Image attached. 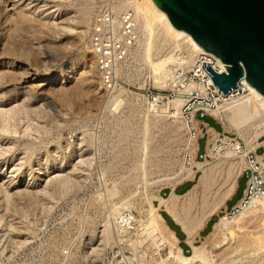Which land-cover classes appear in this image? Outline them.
<instances>
[{
	"label": "rangeland",
	"instance_id": "1",
	"mask_svg": "<svg viewBox=\"0 0 264 264\" xmlns=\"http://www.w3.org/2000/svg\"><path fill=\"white\" fill-rule=\"evenodd\" d=\"M105 1L0 0V53L5 55L1 58L9 55L6 53L13 54L8 50L5 35L6 29L12 28L10 13L13 11H22L39 19L45 32L43 35L34 36L36 50L32 49L29 55L18 56L15 62L6 64L7 67L1 63L7 59L0 60V113H17L10 121L16 124V131L0 130V264L21 262L23 264H122L120 257H112L113 245L104 246L96 262H90L83 256L86 251L99 243L89 245L101 234L103 218L110 212L109 202L126 197L135 199L134 208H130L131 214L139 218V212L144 207L140 202L146 205V195L159 193L166 197L170 193L171 185L163 178L172 176L171 172L177 169L179 162L190 166L188 151H184L186 138L184 124L174 130L170 125L173 118L162 116L156 118L159 119L158 125L151 129L154 136L152 143L163 150L160 154L161 159L171 163L176 158V163L155 170L149 175L147 183L140 179L137 185H130L133 197L119 183L122 178L132 174V166L137 160L134 151L142 138L143 120L147 115V102L151 100L150 96L171 88L154 84L150 77L152 70L146 61L148 59L131 58L132 66L128 67V78L119 74L125 81V84L120 86L127 89L130 97L120 104L115 118L112 119L111 113L107 111L100 119L108 92L98 85L100 77L89 48L88 34L91 21ZM174 52L179 54L178 49ZM158 55L152 53L151 58ZM82 66L90 70L89 74L95 89L82 101L77 100L73 105H66L63 98L49 87L55 89L64 85L70 87L69 81L73 77H69L72 74L70 71L79 70ZM189 68L190 66L187 69ZM176 97L183 99L177 108L181 114L186 101L183 97ZM84 101L88 103V107L82 108ZM203 113L204 115H200L199 112L194 118L195 124L203 126L200 125L199 129H203L204 136L198 140V150L195 153L193 151V160L215 165L222 174L217 182H220L217 184L219 186L228 164L227 162L217 164L218 160L206 153V141L213 136L209 128L217 131L222 138L229 137L232 142L240 140L247 149H250V145L235 125L209 112ZM180 116L182 117V114ZM180 120L184 122L183 117ZM202 121L207 125L204 126ZM125 122L130 123L135 129L123 142L126 152L117 156L114 161L115 167L107 177V183L114 180L118 185V193L110 197L111 201L100 195L103 193V186L99 182L98 165L110 162L118 153L116 140L124 129ZM263 139L264 136L261 135L259 140ZM261 150L259 148L257 152ZM195 170L194 179L175 184L173 188L175 193L182 194L197 183L201 171L196 167ZM65 174L73 184L71 189L66 192L60 190L55 192L51 188L52 181ZM246 179V174L239 175L233 195L219 205L202 228L198 229V234L193 240L195 245H201L213 224L219 221L218 218L226 215L228 210L224 211L225 204L231 207L239 200ZM26 193L33 197L32 204L34 200L38 202L35 211L26 212V218L5 209L4 199L7 196L16 200L19 207L30 209L32 204L29 205L24 199ZM196 193L197 200L193 206V213L198 212L201 205L198 200L200 188H197ZM211 195L210 192L207 201L210 200ZM94 203L100 208L96 214ZM153 204L158 205L156 198L153 199ZM45 209L49 211V217H45ZM121 211L127 212L125 209ZM158 211L167 225L173 227L179 239L178 245L184 254H190L191 246L187 241L186 232L163 207ZM137 225L133 222L131 230L134 231ZM138 242L139 249H145L146 241L140 239ZM123 244L124 242L122 246L127 251H132V246L128 243ZM207 249L211 256L208 264H222L225 260V264L230 263L227 262L229 257L222 258L220 245ZM167 250L168 247L165 246L149 254H152V260L159 261L167 257Z\"/></svg>",
	"mask_w": 264,
	"mask_h": 264
},
{
	"label": "bare ground",
	"instance_id": "2",
	"mask_svg": "<svg viewBox=\"0 0 264 264\" xmlns=\"http://www.w3.org/2000/svg\"><path fill=\"white\" fill-rule=\"evenodd\" d=\"M106 2H108V0H106L105 3ZM128 4H130L135 10L138 39L136 47L134 46L128 59L120 64L117 73L128 78L127 70L132 63L131 58L145 57L148 59L146 61H148L152 70L150 77L154 84L160 87L172 88L174 86L173 75L176 68L180 66L188 68L190 66L197 71L199 62L196 61L198 59L204 57L205 60L203 61L207 63L209 62L207 56L208 54H213L204 50L190 33L173 26L170 19L167 17L166 12L162 10L154 0L120 1L118 6L125 7ZM10 15L12 28L9 27L8 30L6 29L7 33H5V35L7 38L8 50L13 52L14 56H12L13 54L11 55V53H6L9 55L1 58V56L5 55H3L4 53H0V60L7 59L1 62L3 65L5 64V66L6 64L9 65L12 62H15L18 56L29 55L32 49L36 50L33 41L34 36L43 35L45 33L42 29L43 26L41 27L42 22H40L39 19L24 14L22 11H13ZM88 25H90V23H88ZM90 30L91 27L89 29V34ZM177 49L179 50V54H175L174 52V50ZM182 51L186 54L184 55ZM152 53H156V55L158 53L159 55L155 58H153L154 56L152 55L153 57L151 58ZM216 59L217 62L214 66L217 65V68H219V71L217 72H222V70L226 71V64L221 62L217 57ZM94 64L96 71L99 74L95 60ZM70 72H72V74H70L69 77L73 76L69 81L71 84L70 87H66L65 85L57 89L49 87L52 91L58 93V95L63 98L64 103L69 106L73 105L77 100L82 101V99H85V97L95 89L94 82L89 74V69L87 70L86 67L82 66L79 70L73 69ZM204 76H206L205 79L208 82H213L211 76H207L204 73L200 75V78L204 80ZM99 77L100 80L98 85L100 88H105L108 92L105 104L100 113V119L103 118L104 113H107V111L111 113L113 119L116 117L115 113L119 112L120 104L123 103L125 99L129 98L130 95L127 89L120 86V84L110 89L106 88L100 74ZM121 77L120 79L122 80ZM243 83L247 87L248 92L239 96L234 93L230 94V99L225 97L217 107L205 108L207 112L213 116L224 118L229 124L235 125L241 135L249 143L250 149H255L260 145H264V139L262 141L259 140V137L264 135V95L255 87L248 84L245 78L243 79ZM193 87H196V83L189 82L184 91H189ZM225 95H227V93ZM183 98L185 99L186 104L187 98ZM182 100V98L175 96L158 105L152 100L147 102V115L143 120L142 138L134 151L137 160L132 166V174L122 178L119 183L129 191L128 193L130 195H132L133 191L131 190L130 187L132 186L130 185H137L140 179L144 183H147L149 175L154 173L155 170L167 167L173 162L174 164L176 163V158L175 160L173 159L171 163L161 159L160 154L163 150L160 147L154 146L152 143L154 136L152 135L153 132L151 129L158 125L159 119L156 118L162 116L173 118L172 124L170 125H172L174 130L179 129L184 124L186 131L184 151H188L189 153H187V155L190 161V166H186L183 162H179L177 169L171 172L172 176L163 178V180H166V182L171 185L170 193L166 197L159 193L146 195V205H142L140 202V205L144 207L142 211L139 212V218L131 214L130 209L132 207L134 208L133 205L136 200H131L130 197H126L121 198L118 201H112L110 197L118 193V185L114 180L107 183V177L112 173L111 171L115 167L114 161L119 154H122V152L125 151L123 142L133 132L135 129L134 126L125 122V127L119 133L116 140L118 153L113 156V159L110 160V162L104 164L100 163L98 165L99 182L103 186V193L100 195L107 197L108 200H111L112 202H109V214L103 218V229L99 238L91 242L89 245H95L96 242L99 243L96 247L91 248L83 254L84 257L90 260V262H96L98 256L103 252L104 246L113 245L112 257H120V263L122 264H208L211 261V256L207 247L211 248L220 245L222 258L229 257L227 260V262H230L229 264H264V198L255 200L249 207L235 215H229V212L227 211L225 216H221L218 218L219 221L213 224L211 231L206 237H204V241L201 245H195L193 243L194 236L198 234V229L202 228L205 222L209 219V216L216 211L219 205L234 193L237 187V179L239 175L243 173L242 171H244L245 161L244 155L235 150V143H231L232 141L229 137L225 136L223 138L222 145L216 144L215 141L219 137V134L214 129L209 128V131L212 132L213 136L211 135L212 137L207 139L206 153L211 157L216 158L218 160L217 164L219 162H227L228 164V168L222 176L223 181L217 186V184L220 183H217L219 177L222 175L220 170L216 169L215 165H208L193 160V151L195 153L196 150H198V137H190L187 133L188 124L183 116L184 106L182 107L181 112L184 122L182 123V120H180L182 117L177 108H179ZM83 105L82 108L88 107L86 101H84ZM196 109L197 108H194V110L191 111V114L194 117H192L190 123L198 129L199 135H202L201 129H199V124H195L194 122V118H196ZM16 114V112L0 113V130L2 132L16 131V124L10 123L11 119H14ZM195 167L201 171L197 183L182 194L175 193L173 189L175 184L181 183L187 179L192 180L195 178ZM70 182L68 175H61L52 181L51 188L55 192L59 190L60 192H66L71 189L73 185ZM197 188H200L201 192L200 199H198L200 200L201 205L198 212L193 213V206L197 200V196L195 195ZM210 192L212 193V197L207 201ZM154 198L158 201L157 206L153 204ZM24 199L26 202H29V205L30 203L32 204L33 197L28 193H26ZM4 203L5 209L8 212H14L19 217L24 218L27 217V211H35L36 206L38 205L36 204L38 202L34 200L33 204L30 205V209H25L19 207L18 202L8 196L4 199ZM93 206L95 214L100 211L97 203H94ZM160 207H163L164 210L168 212L178 224H180L181 228L188 235L187 241L191 246L190 254H184L181 247L178 245V237L167 225L165 219L158 211ZM124 209L127 210L126 213L121 211ZM135 209L137 208L135 207ZM44 214L45 217H47L49 211L45 209ZM233 217L238 218L233 219ZM133 222L138 224L134 228V231L131 230L133 228L131 226ZM140 239L146 241L145 249H139L140 244L138 245V241ZM123 242L124 244L128 243L132 246V251H127L122 246ZM165 246L168 247L167 257L162 258L159 261L152 260V254L149 253L154 251L157 252ZM236 258H238V260L235 261ZM225 262L226 260L223 261L222 264H225ZM18 264L23 263L21 262Z\"/></svg>",
	"mask_w": 264,
	"mask_h": 264
},
{
	"label": "built area",
	"instance_id": "3",
	"mask_svg": "<svg viewBox=\"0 0 264 264\" xmlns=\"http://www.w3.org/2000/svg\"><path fill=\"white\" fill-rule=\"evenodd\" d=\"M120 1L125 2L129 0H108L100 8L94 16L89 34L91 54L96 62L97 70L108 89L119 84H125V81L120 79L119 73L117 72L120 64L130 56L138 39L135 10L130 4L125 7H119L118 3ZM207 57L209 65L216 71H219L217 65L214 66L217 62L216 56L208 54ZM203 60H205L204 57L196 61L199 62L197 71L192 67L189 69L183 66L176 68L173 75L174 86L169 90L150 96V99L156 105L168 101L175 96L187 98V103L183 107V116L188 124L187 133L190 137L197 136L198 140L204 136V132L201 128L202 135H199L198 129L190 123V120L194 117L191 114L194 108H197L195 117L199 112L200 115H204L203 112H207L205 107L215 108L221 104L225 97L230 99V94L240 95L248 92L247 87L243 83L244 77L238 80L236 89L227 93V95L217 90L212 81L208 82L205 79L206 76H204V80L200 78L202 73L207 76L209 75L202 68ZM223 71L226 72L225 70ZM189 82L196 83V87L185 92V87ZM223 138L219 135L215 141L216 144L222 145ZM231 143H235V150L244 155L245 168L242 175H247L246 185L241 197L228 210L229 215H235L249 207L255 200L264 198V145L255 149H247L242 145L240 140ZM259 148L262 150L258 153L257 150Z\"/></svg>",
	"mask_w": 264,
	"mask_h": 264
},
{
	"label": "water",
	"instance_id": "4",
	"mask_svg": "<svg viewBox=\"0 0 264 264\" xmlns=\"http://www.w3.org/2000/svg\"><path fill=\"white\" fill-rule=\"evenodd\" d=\"M173 26L227 64L217 72L202 68L224 94L244 77L264 95V0H154Z\"/></svg>",
	"mask_w": 264,
	"mask_h": 264
},
{
	"label": "crops",
	"instance_id": "5",
	"mask_svg": "<svg viewBox=\"0 0 264 264\" xmlns=\"http://www.w3.org/2000/svg\"><path fill=\"white\" fill-rule=\"evenodd\" d=\"M202 123L204 124V126L207 125V123H205V122H203V121H202ZM200 125H201V124H200ZM201 127H203V126L201 125ZM262 136H264V135H262ZM260 146H261V145H260ZM258 147H259V146H258ZM197 149H198V148H197ZM196 151H197V150H196ZM178 184H179V183H178ZM174 192H175V191H174ZM232 195H233V194H232ZM232 195H231V196H232ZM231 196H230V197H231ZM230 197H229V198H230ZM233 205H234V204H233ZM233 205H231V207H232ZM231 207H227V205L225 204V208H224L225 210H224V211L229 210ZM174 221H175V220H174ZM175 222H176V221H175ZM176 223H177V222H176ZM179 225H180V224H179ZM169 227H170V226H169ZM171 229H172V228H171ZM172 230H173V229H172ZM173 231H174V230H173ZM183 231H184V230H183ZM184 232H185V231H184Z\"/></svg>",
	"mask_w": 264,
	"mask_h": 264
},
{
	"label": "trees",
	"instance_id": "6",
	"mask_svg": "<svg viewBox=\"0 0 264 264\" xmlns=\"http://www.w3.org/2000/svg\"><path fill=\"white\" fill-rule=\"evenodd\" d=\"M168 224V223H167ZM170 228H172L173 229V227L170 225Z\"/></svg>",
	"mask_w": 264,
	"mask_h": 264
}]
</instances>
